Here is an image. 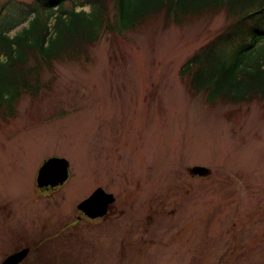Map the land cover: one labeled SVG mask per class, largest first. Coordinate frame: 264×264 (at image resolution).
Segmentation results:
<instances>
[{
  "label": "rangeland",
  "instance_id": "rangeland-1",
  "mask_svg": "<svg viewBox=\"0 0 264 264\" xmlns=\"http://www.w3.org/2000/svg\"><path fill=\"white\" fill-rule=\"evenodd\" d=\"M31 2L0 0V23L20 20L18 3ZM224 17L159 19L118 42L105 35L92 60L56 63L52 91L21 101L0 127V263L26 237L38 251L43 228L61 227L101 188L113 197L107 219H78L68 242L55 241L65 264H264L262 103L208 106L179 79ZM54 157L68 162L69 179L40 189L37 171ZM194 166L209 175L193 176ZM48 194L60 207L52 217L40 213ZM50 251L41 247L36 264Z\"/></svg>",
  "mask_w": 264,
  "mask_h": 264
},
{
  "label": "trees",
  "instance_id": "trees-1",
  "mask_svg": "<svg viewBox=\"0 0 264 264\" xmlns=\"http://www.w3.org/2000/svg\"><path fill=\"white\" fill-rule=\"evenodd\" d=\"M18 4L23 9L21 19L0 23V127L10 124L25 97L34 102L52 91L56 63H88L91 49L105 35L118 42L119 34L159 19L164 27H181L219 12L224 13L226 24L185 60L179 79L190 97H200L208 106L258 102L264 110V0H32ZM85 6L88 11L83 10ZM111 9L116 12L114 21ZM24 22L26 27L8 36ZM46 73L50 74L47 80Z\"/></svg>",
  "mask_w": 264,
  "mask_h": 264
},
{
  "label": "water",
  "instance_id": "water-1",
  "mask_svg": "<svg viewBox=\"0 0 264 264\" xmlns=\"http://www.w3.org/2000/svg\"><path fill=\"white\" fill-rule=\"evenodd\" d=\"M69 164L62 158H49L43 162L37 171L36 185L38 188L55 189L65 183L69 177ZM193 176L206 177L210 170L203 166H194L190 170ZM113 202L111 194L105 193L101 188L96 189L87 199L78 204V209L83 210L92 217L101 216ZM27 250L7 256L1 264H19L26 256Z\"/></svg>",
  "mask_w": 264,
  "mask_h": 264
},
{
  "label": "flooded vegetation",
  "instance_id": "flooded-vegetation-1",
  "mask_svg": "<svg viewBox=\"0 0 264 264\" xmlns=\"http://www.w3.org/2000/svg\"><path fill=\"white\" fill-rule=\"evenodd\" d=\"M45 190H52L51 188H44ZM47 201L49 202V209L46 205L41 206V211L40 213H42V215L44 214H48V216L52 217V215H56L59 213V205L57 204V202H55L52 199V194L51 195H47ZM87 198V197H86ZM86 198H84L83 200H85ZM82 200V201H83ZM80 201V202H82ZM79 204V203H78ZM78 204L76 205V214L72 215L70 217V219L67 222V217L64 218V221L61 224V227L58 228H52L50 227H46L43 228L42 232H41V236L38 238V244H39V249L38 251L41 249V247H46L48 245V248L51 249L50 254L47 258L48 260L46 261V264H65L64 261L61 259L60 254L61 251L59 253H55L54 250H56V245L57 242L55 243V241H58L59 239L65 240L64 242H68L69 238L73 235L72 229L74 227V225L77 223V220H86L89 222H94L96 224H100L102 222V220H104L105 218L107 219L108 217V213L107 211L101 215V216H96V217H92L89 214H86L83 210H79L78 209ZM108 209V207H107ZM109 210V209H108ZM73 218H75L73 220ZM73 220V221H71ZM78 224V223H77ZM76 224V225H77ZM87 235H84V237ZM29 238L26 237L25 239L22 240V243L18 246L17 250H14L12 253L13 254L15 252L27 249V254L25 256V258L19 263V264H36L37 262V258H38V251H34L33 249V245L32 242H30L28 240ZM77 238H75L76 241ZM82 240V239H80ZM41 246V247H40ZM51 246V248H50ZM28 258H31L30 261H28ZM1 264V263H0ZM37 264H45V262H39ZM68 264V263H66Z\"/></svg>",
  "mask_w": 264,
  "mask_h": 264
},
{
  "label": "bare ground",
  "instance_id": "bare-ground-1",
  "mask_svg": "<svg viewBox=\"0 0 264 264\" xmlns=\"http://www.w3.org/2000/svg\"><path fill=\"white\" fill-rule=\"evenodd\" d=\"M85 7H88V6H85ZM89 9V8H88Z\"/></svg>",
  "mask_w": 264,
  "mask_h": 264
}]
</instances>
